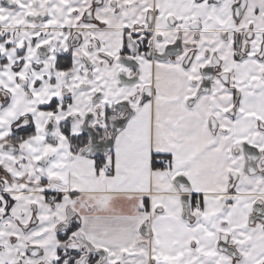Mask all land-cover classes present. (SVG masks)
I'll return each mask as SVG.
<instances>
[{
	"label": "snow or ice",
	"instance_id": "1",
	"mask_svg": "<svg viewBox=\"0 0 264 264\" xmlns=\"http://www.w3.org/2000/svg\"><path fill=\"white\" fill-rule=\"evenodd\" d=\"M0 264H264V0H0Z\"/></svg>",
	"mask_w": 264,
	"mask_h": 264
}]
</instances>
